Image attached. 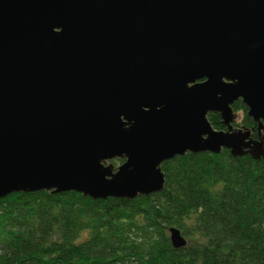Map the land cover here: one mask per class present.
Instances as JSON below:
<instances>
[{"label":"water","instance_id":"water-1","mask_svg":"<svg viewBox=\"0 0 264 264\" xmlns=\"http://www.w3.org/2000/svg\"><path fill=\"white\" fill-rule=\"evenodd\" d=\"M237 101L263 128L264 0H0V199L133 200L186 153L264 159Z\"/></svg>","mask_w":264,"mask_h":264},{"label":"trees","instance_id":"trees-1","mask_svg":"<svg viewBox=\"0 0 264 264\" xmlns=\"http://www.w3.org/2000/svg\"><path fill=\"white\" fill-rule=\"evenodd\" d=\"M232 108L243 114L235 127L256 132L247 108ZM207 118L225 129L216 113ZM161 170L163 190L133 200L45 191L1 198L0 264H264L263 158L186 153ZM169 228L184 247H172Z\"/></svg>","mask_w":264,"mask_h":264},{"label":"flooded vegetation","instance_id":"flooded-vegetation-1","mask_svg":"<svg viewBox=\"0 0 264 264\" xmlns=\"http://www.w3.org/2000/svg\"><path fill=\"white\" fill-rule=\"evenodd\" d=\"M239 117V116H238ZM237 117V118H238ZM241 120H236L234 123H233V127H235V124H238ZM263 126H264V122H263ZM237 127V126H236ZM256 132H254V129L251 130L250 132V136L253 140H260L262 141V143L264 144V127L257 130V127H256ZM264 149V148H263Z\"/></svg>","mask_w":264,"mask_h":264},{"label":"rangeland","instance_id":"rangeland-1","mask_svg":"<svg viewBox=\"0 0 264 264\" xmlns=\"http://www.w3.org/2000/svg\"><path fill=\"white\" fill-rule=\"evenodd\" d=\"M238 114V118H237V120H241V118H242V116H243V114L242 113H237Z\"/></svg>","mask_w":264,"mask_h":264}]
</instances>
